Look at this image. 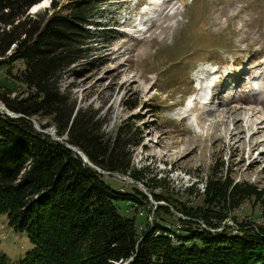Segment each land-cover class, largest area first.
Instances as JSON below:
<instances>
[{"label": "trees", "instance_id": "16d2710c", "mask_svg": "<svg viewBox=\"0 0 264 264\" xmlns=\"http://www.w3.org/2000/svg\"><path fill=\"white\" fill-rule=\"evenodd\" d=\"M39 1L0 0V68L19 62L13 78L26 90L12 100L0 94L8 111L22 116L0 113V214L31 245L19 264H264V225L217 231L245 200L253 199L264 219V190L246 183L210 180L201 206L178 210L175 200L153 194L185 218L178 224L183 234L154 222L139 235L135 219L120 215L116 202L149 205L142 192L120 191L105 179L139 181L132 153L142 132L128 121L110 126L103 105H78L73 83H60L100 66L89 48L97 33L87 27H97L104 6L122 0H52L51 14H29ZM33 117L48 119L40 129L52 126L55 137L36 131Z\"/></svg>", "mask_w": 264, "mask_h": 264}, {"label": "rangeland", "instance_id": "374dc122", "mask_svg": "<svg viewBox=\"0 0 264 264\" xmlns=\"http://www.w3.org/2000/svg\"><path fill=\"white\" fill-rule=\"evenodd\" d=\"M145 1L104 6L97 27L88 26L97 33L89 48L92 56L101 57L100 66L92 72L81 68L80 78L65 76L60 83L62 89L73 83L78 105H103L110 126L128 121L142 132V143L132 153L139 181L105 175L113 188L147 196L149 205L115 203L120 215L135 219L139 235L147 224L176 230L179 219H185L166 202L154 201L153 194L175 200L178 210L201 206L210 180L264 190V93L253 88L264 73V0H179L141 39L120 26L119 16L129 10L136 20L137 6ZM51 2L40 0L29 11L49 10ZM20 68L19 62L0 68V94L10 100L26 92L13 78ZM123 102L137 107L128 110ZM3 108L0 101V113ZM31 121L39 130L49 124L39 117ZM43 131L55 137L52 126ZM158 205L167 210H156ZM241 222L264 225L253 199L229 211L217 231L238 234ZM1 225L0 264H19L31 248L27 236L10 229L0 214Z\"/></svg>", "mask_w": 264, "mask_h": 264}, {"label": "water", "instance_id": "95a60500", "mask_svg": "<svg viewBox=\"0 0 264 264\" xmlns=\"http://www.w3.org/2000/svg\"><path fill=\"white\" fill-rule=\"evenodd\" d=\"M29 14H35V12H28ZM3 110L5 111V114L7 115V116H9V117H13V118H16V117H22L21 115H17V114H14V113H12V112H10V111H8L7 109H4L3 108ZM36 131H38V132H40V133H43V134H45V135H50L48 132H46V131H43V130H39V129H37V128H34ZM72 150H74V151H76L74 148H71ZM80 156H81V158L83 159V161L84 162H87V160H86V157L81 153V152H79V151H76ZM102 174L103 175H105V173H103L102 172Z\"/></svg>", "mask_w": 264, "mask_h": 264}, {"label": "bare ground", "instance_id": "6f19581e", "mask_svg": "<svg viewBox=\"0 0 264 264\" xmlns=\"http://www.w3.org/2000/svg\"><path fill=\"white\" fill-rule=\"evenodd\" d=\"M169 10H170V9H169ZM167 12H168V11H167ZM165 15H166V11H165L164 13H162L161 17L159 18V21H160V22H161V20L163 21ZM162 18H163V19H162ZM158 26H159V24H158Z\"/></svg>", "mask_w": 264, "mask_h": 264}, {"label": "built area", "instance_id": "2783aa9c", "mask_svg": "<svg viewBox=\"0 0 264 264\" xmlns=\"http://www.w3.org/2000/svg\"><path fill=\"white\" fill-rule=\"evenodd\" d=\"M141 215H142V213H140ZM234 226V225H233ZM179 228H180V226L178 225V226H176V232H177V230H179ZM235 228H237V227H235ZM169 237H171V238H173V235L172 234H170L169 235Z\"/></svg>", "mask_w": 264, "mask_h": 264}]
</instances>
